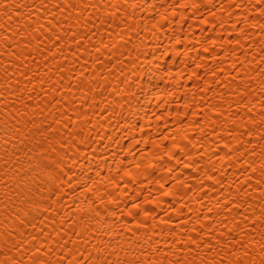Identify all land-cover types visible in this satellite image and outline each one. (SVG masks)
Returning <instances> with one entry per match:
<instances>
[{"label":"bare ground","instance_id":"obj_1","mask_svg":"<svg viewBox=\"0 0 264 264\" xmlns=\"http://www.w3.org/2000/svg\"><path fill=\"white\" fill-rule=\"evenodd\" d=\"M0 26V264H264V0H0Z\"/></svg>","mask_w":264,"mask_h":264},{"label":"snow or ice","instance_id":"obj_2","mask_svg":"<svg viewBox=\"0 0 264 264\" xmlns=\"http://www.w3.org/2000/svg\"><path fill=\"white\" fill-rule=\"evenodd\" d=\"M72 8H75L76 5H71ZM59 25H57L58 27ZM2 27V26H0ZM66 34L70 35V39L73 43H77L78 37L76 34L72 33L71 26L66 30ZM63 36L57 35L53 39L55 40V46H59V42L61 39H63ZM84 39H87V36L83 37ZM82 43V41H80ZM33 123H35L33 121ZM44 133H50L54 134L55 130L52 129L51 125H48L46 128L43 129ZM49 151H55L54 148H50ZM63 163L62 158L60 157H54L51 160H48L47 158L44 160L42 164V170L44 172V177H41V180L43 182H38L37 186L33 189H28L24 193L26 195V201L25 203L29 206V208L32 211L39 212L42 209V206L47 203V200L44 199V189L51 185L55 191H59V188L63 185L60 183L62 179V172L60 170V165ZM4 187H8L7 184L4 185ZM7 197V193L5 194ZM46 211V209H44ZM39 248L36 249V254L32 257V264H40V255H39ZM5 264H8V262H5ZM59 264H64L63 261H60Z\"/></svg>","mask_w":264,"mask_h":264}]
</instances>
